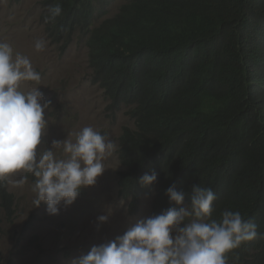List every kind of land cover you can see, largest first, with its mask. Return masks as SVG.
<instances>
[{
    "label": "trees",
    "instance_id": "obj_1",
    "mask_svg": "<svg viewBox=\"0 0 264 264\" xmlns=\"http://www.w3.org/2000/svg\"><path fill=\"white\" fill-rule=\"evenodd\" d=\"M114 1L42 0L41 23L62 54L89 35L92 85L112 113L128 109L134 129L118 140L120 199L135 216L154 197L157 215L175 207L170 186L185 205L194 186L211 188L214 218L239 211L257 225L229 264H264V0H128L108 18ZM55 3L63 13L46 22ZM151 171L156 182L142 187ZM0 206L11 223L5 181Z\"/></svg>",
    "mask_w": 264,
    "mask_h": 264
},
{
    "label": "clouds",
    "instance_id": "obj_2",
    "mask_svg": "<svg viewBox=\"0 0 264 264\" xmlns=\"http://www.w3.org/2000/svg\"><path fill=\"white\" fill-rule=\"evenodd\" d=\"M62 13L60 3L49 5L46 22H55ZM46 45L37 40L35 50L42 52ZM41 80L28 56L0 40V181L18 176L12 182L19 187L30 175L34 208L43 204L48 215L56 216L61 207L75 203L82 189L97 184L116 146L91 126L45 146L51 101L40 91ZM156 180L151 171L139 183L150 187ZM166 195L175 207L136 221L122 235L92 246L70 264H229L235 250L258 236L257 225L239 211L224 210L214 218L217 197L211 188L194 186L187 205L185 193L175 185ZM111 215H100L98 224L108 223Z\"/></svg>",
    "mask_w": 264,
    "mask_h": 264
},
{
    "label": "rangeland",
    "instance_id": "obj_3",
    "mask_svg": "<svg viewBox=\"0 0 264 264\" xmlns=\"http://www.w3.org/2000/svg\"><path fill=\"white\" fill-rule=\"evenodd\" d=\"M128 0H115L108 18L117 16ZM42 0H0V40L9 42L15 51L30 58L41 73L40 91L51 101L46 118L49 126L45 146L51 140H63L70 134L91 126L115 144V150L105 161V172L91 188L81 190L68 208L61 207L56 216L46 212V206L34 208L33 178L22 186L6 182L14 197L15 215L6 222L0 206L1 264H70L73 258L87 254L99 245L122 235L133 223L154 215L155 198L140 202L137 215L132 216L130 203L119 197V174L124 172L118 158V140L124 128L134 129L128 109L121 106L112 113L103 91L91 83L88 63L89 35L77 34L65 54L53 44L41 23ZM107 18V19H108ZM105 20V19H104ZM44 40L46 49L35 50V42ZM25 86L24 90H28ZM111 211L108 223L100 225L97 218Z\"/></svg>",
    "mask_w": 264,
    "mask_h": 264
}]
</instances>
